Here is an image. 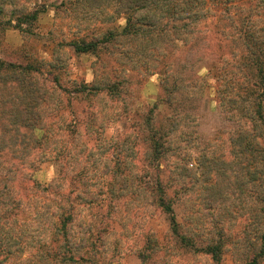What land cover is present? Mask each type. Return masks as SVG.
I'll list each match as a JSON object with an SVG mask.
<instances>
[{"label": "rangeland", "instance_id": "374dc122", "mask_svg": "<svg viewBox=\"0 0 264 264\" xmlns=\"http://www.w3.org/2000/svg\"><path fill=\"white\" fill-rule=\"evenodd\" d=\"M79 1L0 0V141L12 135L10 128L17 116H25L22 92L26 87L10 82L7 71L12 70H6V64L37 66L40 72L30 74L38 80L32 89L35 102H31L42 112L37 127L70 120L92 123L96 130L87 136L73 134L71 140L81 138L93 146L97 138L104 139L105 164L98 169L111 172L123 167L114 157L129 156L127 147L133 144V168L159 177L172 201L179 234L188 237L194 247L220 242V264H249L254 256L256 264H264L261 184L250 181L246 160L234 156L230 133L236 123L215 102V69L209 65L214 63L216 68L223 59L230 61L231 47L214 37V18L201 22L192 40H173L156 57H129L136 54L139 44L124 37L99 44L94 53H75L70 45L74 39L93 38L107 29L119 31L124 23L116 4ZM27 12H35L33 20L19 25L15 15ZM152 63L154 68L146 70ZM52 75L59 77L67 92L51 91L44 79ZM113 77L125 79L117 95L72 89L80 82L92 84ZM162 80L169 88L188 86L166 96ZM176 117L185 121L174 126L173 143L166 144L167 137L161 139L164 150L153 156L146 140L151 128L165 126ZM44 132L37 129L34 135L39 138ZM8 151L3 147L0 155ZM144 155L148 160H143ZM56 170V161L49 155L33 178L46 183ZM103 180L106 184L108 176ZM128 197L115 201L111 215L124 247H131L114 258L116 264H141L132 250L136 244L142 246L147 235L158 249H143V264H214L209 255L179 242L169 231L163 212L150 205L138 210L133 203L125 204L131 201ZM26 256L27 250L21 258Z\"/></svg>", "mask_w": 264, "mask_h": 264}, {"label": "trees", "instance_id": "16d2710c", "mask_svg": "<svg viewBox=\"0 0 264 264\" xmlns=\"http://www.w3.org/2000/svg\"><path fill=\"white\" fill-rule=\"evenodd\" d=\"M98 1L116 4L124 14L123 26L119 31L107 29L93 38L74 39L70 45L75 53H94L99 44L124 37L139 44L136 54L129 57H156L155 54H164L165 47L173 40L183 43L192 40L198 25L208 17L214 18V37L227 41L231 47L230 61L223 59L216 68L214 63L209 65L215 69V102L236 123L230 133L233 153L236 158L246 160L250 181L260 182L259 211L264 215V0ZM15 16L20 25L21 21L33 20L35 12ZM6 66V70H12L7 71L10 82L26 87V92H22L26 103L25 116L18 115L10 128L12 135L5 142L0 141V150L3 147L9 150L5 156L0 155V264H116L114 258L123 248L131 251V247H124L123 239L115 231L116 223L111 222L115 201L125 196L131 198L125 204L133 203L138 210L150 205L163 212L169 231L180 243L220 264V242L194 247L188 237L178 233L172 201L166 197L159 177L151 178L146 170L138 172L133 168V144L127 147L129 156L114 157L124 170L98 169L105 164L104 139L97 138L93 146L81 138L76 139L77 143L71 140L73 134L87 136L97 128L92 123L79 124L75 120L48 122L37 127L42 112L31 102H35L32 89L38 80L30 74L40 71L30 63ZM152 68L153 63L145 66L146 70ZM44 80L51 91L67 92L57 75ZM123 83L125 79L113 77L94 80L92 84L80 82L72 89L80 93L105 91L117 95ZM160 86L167 96L188 85L169 88L162 80ZM178 121L185 119L176 117L165 126L151 128L146 140L153 156L164 150L161 139L167 137L166 144L173 143L171 135ZM37 129L46 133L37 138L34 135ZM49 155L56 161V174L41 183L33 178V172ZM144 156L143 160L147 158ZM104 175L108 176L106 184ZM146 237L142 246L136 244L132 250L141 264L146 260L143 249H158L154 243L151 245L152 238ZM26 250L27 256L21 258ZM256 262L254 256L249 264Z\"/></svg>", "mask_w": 264, "mask_h": 264}]
</instances>
